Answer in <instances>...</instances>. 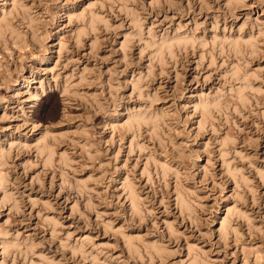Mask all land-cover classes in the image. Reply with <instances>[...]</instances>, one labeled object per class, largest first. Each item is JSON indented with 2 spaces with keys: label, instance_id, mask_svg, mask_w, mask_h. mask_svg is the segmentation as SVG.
<instances>
[{
  "label": "rangeland",
  "instance_id": "obj_1",
  "mask_svg": "<svg viewBox=\"0 0 264 264\" xmlns=\"http://www.w3.org/2000/svg\"><path fill=\"white\" fill-rule=\"evenodd\" d=\"M0 264H264V0H0Z\"/></svg>",
  "mask_w": 264,
  "mask_h": 264
},
{
  "label": "bare ground",
  "instance_id": "obj_2",
  "mask_svg": "<svg viewBox=\"0 0 264 264\" xmlns=\"http://www.w3.org/2000/svg\"><path fill=\"white\" fill-rule=\"evenodd\" d=\"M44 146H46V145H44ZM48 151H50V150H48ZM50 152H52V151H50ZM50 152H49V155H50ZM49 158H51V155L50 156H48ZM133 197V196H132Z\"/></svg>",
  "mask_w": 264,
  "mask_h": 264
}]
</instances>
